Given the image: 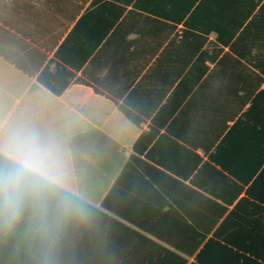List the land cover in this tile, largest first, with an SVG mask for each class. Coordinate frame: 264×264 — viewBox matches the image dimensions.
<instances>
[{"label":"crops","instance_id":"crops-1","mask_svg":"<svg viewBox=\"0 0 264 264\" xmlns=\"http://www.w3.org/2000/svg\"><path fill=\"white\" fill-rule=\"evenodd\" d=\"M0 0V130L48 92L87 208L38 264H264V0Z\"/></svg>","mask_w":264,"mask_h":264},{"label":"trees","instance_id":"trees-1","mask_svg":"<svg viewBox=\"0 0 264 264\" xmlns=\"http://www.w3.org/2000/svg\"><path fill=\"white\" fill-rule=\"evenodd\" d=\"M89 127L58 97L32 90L0 130V177L23 178L14 204L0 199V264H38L90 208L75 193L66 145Z\"/></svg>","mask_w":264,"mask_h":264},{"label":"clouds","instance_id":"clouds-1","mask_svg":"<svg viewBox=\"0 0 264 264\" xmlns=\"http://www.w3.org/2000/svg\"><path fill=\"white\" fill-rule=\"evenodd\" d=\"M23 178L19 173L10 174L7 178L0 177V199L12 205L21 195Z\"/></svg>","mask_w":264,"mask_h":264}]
</instances>
